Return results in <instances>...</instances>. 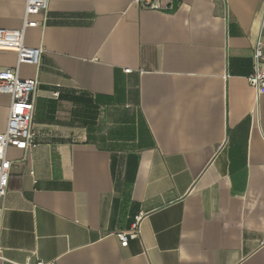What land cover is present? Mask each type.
Here are the masks:
<instances>
[{
	"label": "crops",
	"instance_id": "0c3cea01",
	"mask_svg": "<svg viewBox=\"0 0 264 264\" xmlns=\"http://www.w3.org/2000/svg\"><path fill=\"white\" fill-rule=\"evenodd\" d=\"M26 1L0 0V28L23 26ZM166 1L49 0L33 18L43 54L19 74L39 81L36 147L7 150L0 264H264V93L248 82L264 0Z\"/></svg>",
	"mask_w": 264,
	"mask_h": 264
},
{
	"label": "built area",
	"instance_id": "2783aa9c",
	"mask_svg": "<svg viewBox=\"0 0 264 264\" xmlns=\"http://www.w3.org/2000/svg\"><path fill=\"white\" fill-rule=\"evenodd\" d=\"M49 0H27L24 23L20 29L0 28V48L11 49L17 52V68L0 71V94L11 97V106L7 128L0 133V212L1 202L7 195L12 163L8 159V148L30 151L36 147L33 132L35 113V99L37 97L39 81L36 78L24 79L19 74V67L23 64L39 66L43 54L42 48L30 47L26 44V32L36 28L38 23L34 17L45 13ZM142 9L166 11L169 4L166 0H135ZM264 16L261 23L260 36L254 49L255 66L248 82L258 95L264 93ZM131 70H126L130 72ZM140 218H137L132 229L118 235L121 246L127 247L131 240L140 237ZM1 235V227H0ZM3 259V249L0 246V260Z\"/></svg>",
	"mask_w": 264,
	"mask_h": 264
}]
</instances>
